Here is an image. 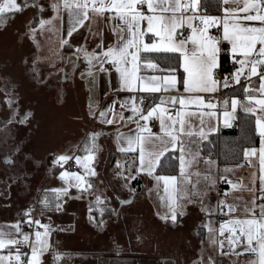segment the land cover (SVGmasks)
<instances>
[{
    "label": "snow or ice",
    "instance_id": "1",
    "mask_svg": "<svg viewBox=\"0 0 264 264\" xmlns=\"http://www.w3.org/2000/svg\"><path fill=\"white\" fill-rule=\"evenodd\" d=\"M24 6H27V0ZM209 7L203 0H63V8L68 14L67 36L71 37L89 19V11L100 16L107 13L108 20L114 22L113 34L117 30L122 33L117 36L115 43L110 42L106 47L102 38L91 51L85 45L75 46L73 55L76 60L83 56L90 88L94 70L108 71L105 68L107 63L115 68L121 87L128 92L168 93L118 98L121 109L130 113L127 116L121 114V120L135 124V130L117 135L118 151L138 155L130 162L122 163L117 160L115 175L133 194L135 188L131 187V182L141 173L152 177L156 181L154 187L157 189L162 186L164 194L159 198L167 211L161 215V219L176 224L184 215L185 203L198 202L209 217L203 227L211 233L213 228L210 218L215 211L224 214L237 211V205L228 202L227 194L230 189L239 188L240 185L227 180L224 175L219 178L226 180L230 187L223 193H217L219 198L214 208L208 206L203 199L207 195L208 185L216 183L212 171L216 161L210 159L211 152L204 157L205 171H191L199 162L202 142L212 144L209 135L216 131V127L210 122L205 123L204 117L216 115L214 111L205 110L216 109L217 104L201 94L215 93L221 87L232 89L223 98L226 125L235 118L238 107L246 116L255 117L254 130L260 138L259 146L243 148V156L249 158L258 155L260 196L244 204L243 211L249 215L222 220L219 235L224 236L227 232L225 239L230 249L245 245L246 249L257 254V264H264V0H242V6L240 0H231V3L230 0H217L214 7L218 14H210ZM21 8L22 5L17 0H3L0 3V14L20 11ZM52 8L58 12L60 5L53 4ZM46 22L41 20V25ZM4 23L5 19L0 15V24ZM213 28L215 33L210 31ZM148 33L152 36L146 40ZM66 42L64 39L61 41L62 44ZM222 42L227 44L222 47ZM225 50L230 51L234 70L221 75V53ZM142 52L149 55L141 56ZM153 53L167 54L164 57L168 62L165 68L161 69L151 55ZM73 67H76L75 62ZM142 68L164 74L142 75ZM81 76L84 77L85 73H81ZM253 77L256 78L258 86L253 82ZM242 79L245 83H242ZM235 85H240V89L237 90ZM237 91H242L243 99L236 95ZM7 102L9 106L13 103L11 99ZM115 104L114 99L112 104L105 105L99 112L98 118L102 123H113L110 114H113ZM93 107L95 102L90 98L89 108ZM29 115L31 113L22 116L21 122L26 121ZM90 115L96 114L90 112ZM193 118L199 119L198 126ZM154 121H159L158 132L152 130L151 123ZM101 134L95 131L88 134L82 149L83 155L73 157L60 154L52 161L54 166L63 169L58 174L62 185L42 191L38 200L39 217H43L46 211H61L65 203L64 197H71L72 188L77 190L80 198L91 194L90 190L95 188V184L90 178L98 175L95 167L98 148L96 140ZM71 159H74L79 171L64 168ZM4 162L14 163L10 157H5ZM19 163L22 165L23 162ZM167 168H178V175L163 174ZM224 171L228 172L229 169L225 167ZM193 175L198 177L195 181L192 179ZM200 176L207 182L203 189L197 187L201 182ZM12 179L17 177L13 176ZM251 190L250 188L249 191ZM194 196L200 199L194 201ZM106 199L107 197L102 199L99 195L95 199L101 215L104 208L99 206ZM257 200L261 203L257 204ZM130 202L131 199L119 200L121 205ZM35 211L34 207H28L23 212L26 220H17L7 230L0 226V250L8 249L7 256L0 255V264H42V257L49 249L53 250V264H59L66 255L54 249L49 242L56 229L50 222L42 223L41 218H34ZM111 211L116 212L115 209ZM92 212L93 208L90 206L89 220L96 222ZM48 220L51 221V217ZM22 222L30 227L34 225V232L29 234L23 231L20 226ZM102 224L103 220H100L98 226ZM30 235L34 239H30ZM21 244L28 245L30 253L21 252ZM219 244L223 249L225 241L221 240Z\"/></svg>",
    "mask_w": 264,
    "mask_h": 264
},
{
    "label": "rangeland",
    "instance_id": "2",
    "mask_svg": "<svg viewBox=\"0 0 264 264\" xmlns=\"http://www.w3.org/2000/svg\"><path fill=\"white\" fill-rule=\"evenodd\" d=\"M17 3L20 11L0 14L5 19L0 24V220H26L24 209L34 207V218L50 222L56 231L66 230L58 246L74 255L72 264H212L215 233L203 227L207 221H197V210H187V218L173 224L158 220L141 201L119 203L132 194L116 177V163L110 157L102 161L106 146L96 163L91 194L80 198L70 189L61 211L39 217L42 191L62 185L52 161L60 154L83 155L88 134L98 130L85 85L76 76L82 65L67 67V79L63 74L60 17L49 16L41 0H27V6L25 0ZM41 20L47 22L41 25ZM26 113L31 115L21 122ZM5 157L14 163H5ZM97 195L107 197L99 206L103 215L95 205ZM90 206L96 222L89 220Z\"/></svg>",
    "mask_w": 264,
    "mask_h": 264
},
{
    "label": "crops",
    "instance_id": "3",
    "mask_svg": "<svg viewBox=\"0 0 264 264\" xmlns=\"http://www.w3.org/2000/svg\"><path fill=\"white\" fill-rule=\"evenodd\" d=\"M19 1V0H18ZM22 1V0H21ZM44 2L46 10L49 11V16H56L58 15L60 17V29L63 33L62 39L66 40L67 42L63 45V65L65 67L72 64V62L76 61L77 65L80 66L79 68V79L83 82L85 85V91L88 98V103L91 98L92 101L95 102V107L91 108L93 112L96 114L92 117L93 119V126L96 127L99 133H102L97 137L96 144L98 146L96 151V162L95 167L97 166L96 163L101 157V150H103L102 147H105L104 150V157L102 158V161L107 160L109 157L111 158V163H116L117 160L122 161V158L125 159V161H131V159L137 154L133 153H122L118 151V141H117V135L118 134H128L130 131L135 130V124H133L130 121L121 120V114L124 116L129 115L130 113L123 109L119 113H114V108L116 105H120V99L118 98H127L132 95L141 96L149 93H131L127 90L123 89L121 87V82L119 78V74L115 71V68L110 64H105V68L108 69V71H97L94 70V79L91 81V88L89 87V78L86 74L85 64L83 60V56H80L79 60H76L75 56L73 55L75 51V46L77 45H85L89 51L96 48L97 44L99 43L100 39L102 38L104 41V46L106 47L110 42L115 43L117 36L122 35V33L117 30L116 34H113L112 27L113 23L112 21L108 20V14L105 13L104 16H100L96 13H93L89 11V19L85 20L84 24L80 26L75 32L72 33L71 37L67 36V28H68V14L67 11L63 8V0H41ZM231 3V0H230ZM53 4H59L60 9L58 12L54 11L52 8ZM240 4L242 6V0H240ZM214 29V28H213ZM213 29H210L213 30ZM187 32L185 31V35ZM152 34L148 33L145 36V39L148 40L149 37H151ZM227 44V42H222V47H224ZM99 51V49H97ZM161 53H153L151 54L153 57L155 55H158ZM149 55L146 53H141V56ZM224 59H231L230 51L225 50L221 53V65L224 64ZM163 69V68H161ZM81 73H85V76L82 77ZM142 75H160L164 74L162 72H153L151 69H144L141 70ZM254 83L256 82V78H252ZM242 83H245L242 79ZM224 92L223 88L221 87L217 92L215 93H202L201 95L206 96L207 98L211 99L213 103L217 104L216 109H206L205 111H214L216 115L214 116H205L204 120L205 123H211L213 126L216 127V131L214 133H211L209 137L212 135L219 134V132L223 128L232 127L234 125V119L230 120L229 124L226 125L224 123L225 117L223 115L224 107H223V98H224ZM154 95H168V93H161V94H154ZM116 100V104L113 107V114L111 115V118L113 119L112 124H106L102 123L101 120L98 118L99 112L105 107V105L112 104L113 100ZM89 108V104H88ZM228 111H231L230 108V102L228 105ZM235 116V114H234ZM194 123L198 126L199 125V119L193 118ZM154 132L159 131V126L156 129H152ZM205 142V141H203ZM202 142V144H203ZM202 146V145H201ZM258 148V147H257ZM208 155V154H207ZM204 155L201 152V156L199 158V162L196 163L191 171L193 173L196 172H203L206 170V165L204 163V157L207 156ZM210 159H213L216 161V166L213 168V173L215 174L214 178L220 177V175H224L228 180L233 181L234 183H237L240 185L239 188L236 189H230L227 194V200L229 203H233L237 205V211L233 213H228L226 218L223 220H228L230 217H239L244 218L246 214L243 211V206L245 203H248L252 201L254 197L260 196L259 192V175H260V169H259V159L258 155L255 157H249L246 158V162L243 165L238 166H222L219 164L218 160L213 157L211 154ZM244 166V167H243ZM227 167L229 169L228 172H225L224 169ZM69 170V169H68ZM62 171V170H60ZM72 171V170H69ZM141 180V190L136 191L132 194V197L134 200L141 201L145 203L149 208L151 209L153 215L160 221H165L161 219V215H163L167 209L164 206V203L160 200V196H162L163 193V187L161 186L159 189L154 187L156 184V181L152 179V177L148 176L145 173L138 174L136 176ZM198 177L196 175L192 176L193 181H195ZM94 179V177L90 178ZM200 184L197 185L198 188H205V185L207 182L203 179V176L199 177ZM93 181V180H92ZM217 181V180H216ZM217 184L215 185H208L207 187V195L203 198L208 206H213V192L215 191ZM190 187V186H189ZM230 186L226 187L225 189H228ZM218 188V186H217ZM252 189L249 191V189ZM71 190H74L77 192L75 188H72ZM151 190V191H150ZM91 191V190H90ZM194 201L199 200L200 197H192ZM120 200V199H119ZM131 202V203H132ZM257 204L261 203L260 200L256 201ZM187 210H197L198 211V219L197 221H208L209 217L206 215V212L202 210V205L198 202L194 203H185L184 206V215L181 216L179 219H186L187 218ZM257 213L259 212V209L256 210ZM158 213L160 215H158ZM17 220L24 221V219L12 217V218H6L0 220V226H3L5 230L8 229V227L15 223ZM211 221H215L213 223V231L215 233V243H214V251H216L215 256L211 258V262H215V264H257L258 256L256 253H253L250 249H246L245 245H237L234 249H230L227 246V241H225V246L223 247L224 250H217V247L219 248L220 244L218 241L219 235V228H220V222L222 220H217L214 214L210 218ZM227 232H225L226 234ZM228 234V233H227ZM18 235V234H17ZM66 235V230L63 231H53L52 235L49 238V242L51 245H53V248L58 250L59 252H65L68 255L64 256L60 261L59 264H72V261L74 260V255L69 251H61L59 249V242L62 238V236ZM30 239H34V237H30ZM52 249H49L48 252H45L42 257V264H53L52 262ZM0 255L7 256L8 255V249L0 250ZM70 256V257H68ZM23 258V257H22Z\"/></svg>",
    "mask_w": 264,
    "mask_h": 264
},
{
    "label": "trees",
    "instance_id": "4",
    "mask_svg": "<svg viewBox=\"0 0 264 264\" xmlns=\"http://www.w3.org/2000/svg\"><path fill=\"white\" fill-rule=\"evenodd\" d=\"M203 2L205 5H210V14H218L214 7L217 0H203ZM166 55L167 54L161 53L154 56L156 62L160 64L161 68L167 66L168 62L164 58ZM227 61V59H224L223 63L226 64ZM235 88L239 90L240 85L235 86ZM231 92L232 89H229L228 91H225L224 94L227 95ZM236 95L243 99L242 91H237ZM254 120L255 117L251 115L246 116V114L238 107L235 113L234 125L232 127L223 128L219 134L209 137L212 144H208L207 141L203 142L201 152L204 155L211 152L213 157L216 158L222 166H237L245 164L246 158L243 156V148L259 146L260 138L255 134ZM157 171L159 174L160 170L158 169ZM163 174L178 175V168H167L164 170ZM141 184V180L136 177L135 180L132 181L131 186L138 191L141 190Z\"/></svg>",
    "mask_w": 264,
    "mask_h": 264
},
{
    "label": "built area",
    "instance_id": "5",
    "mask_svg": "<svg viewBox=\"0 0 264 264\" xmlns=\"http://www.w3.org/2000/svg\"><path fill=\"white\" fill-rule=\"evenodd\" d=\"M215 31H216L215 29L211 30L212 33H215ZM233 70H234L233 69V61H232V59H228V61L226 62V64H222V67L220 69V73L222 75L223 73H230ZM235 86H237V85H235ZM229 89H231V88H228V89L223 88V91H228ZM150 95H154V94H145L144 96H150ZM122 110L123 109H121L120 105H116L115 108H114V113H119ZM158 126H159V121H154V122L151 123L152 129H156ZM64 168L65 169L72 170V171H79V168L75 165L73 159H71L70 161H68V163L64 165ZM59 169L60 170H63L61 168H59ZM226 187H228V184H227L226 180L219 179L217 193H223ZM218 198L219 197L217 195V199ZM215 216H216L217 220H223V219L226 218L227 214H224V213H221L219 211H216ZM20 226H21V229L23 231L28 232L29 234H32L34 232V230H35V226L34 225L30 227L26 222H22ZM41 231H42V229H41ZM227 235L228 234L226 233V234H224V236H219L218 237V241L225 240V237ZM30 237H32V236L30 235ZM19 247H20L21 252H28V253H30V251H31L30 247L28 245H26V244H21V245H19ZM218 249L219 250H224V248L221 249L220 246H219Z\"/></svg>",
    "mask_w": 264,
    "mask_h": 264
},
{
    "label": "flooded vegetation",
    "instance_id": "6",
    "mask_svg": "<svg viewBox=\"0 0 264 264\" xmlns=\"http://www.w3.org/2000/svg\"><path fill=\"white\" fill-rule=\"evenodd\" d=\"M75 64H76V66H78L76 61H75ZM71 65H73V62H72V64H70L69 66H71ZM69 66H67V67H69ZM67 67H65V69L63 70V74L66 73V71H67L66 68H67ZM76 68H77V67H76ZM77 70H78V71H76V76H77V80H78V79H79V78H78V74H79L78 72H79V69H77ZM61 253H65V252H61ZM66 255H68V254L66 253ZM66 255H65V256H66ZM68 257H70V256H68Z\"/></svg>",
    "mask_w": 264,
    "mask_h": 264
},
{
    "label": "water",
    "instance_id": "7",
    "mask_svg": "<svg viewBox=\"0 0 264 264\" xmlns=\"http://www.w3.org/2000/svg\"><path fill=\"white\" fill-rule=\"evenodd\" d=\"M129 199H131V202H132L134 198H133V197H131V198H129ZM127 200H128V199H127ZM131 202H130V203H131ZM130 203H127V204H130ZM125 205H126V204H125Z\"/></svg>",
    "mask_w": 264,
    "mask_h": 264
}]
</instances>
